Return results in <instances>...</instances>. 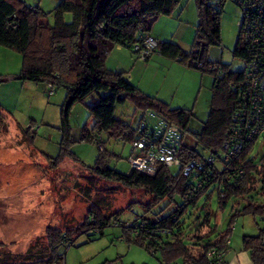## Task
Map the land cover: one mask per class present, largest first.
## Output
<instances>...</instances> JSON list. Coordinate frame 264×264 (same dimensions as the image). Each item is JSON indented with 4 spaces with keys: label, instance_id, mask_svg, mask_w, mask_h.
I'll list each match as a JSON object with an SVG mask.
<instances>
[{
    "label": "trees",
    "instance_id": "obj_1",
    "mask_svg": "<svg viewBox=\"0 0 264 264\" xmlns=\"http://www.w3.org/2000/svg\"><path fill=\"white\" fill-rule=\"evenodd\" d=\"M181 1L60 0L52 10L54 24L51 25L47 19L49 13L27 6L25 0H0V45L22 56L21 70L14 74V79L47 84L51 95L56 87L67 91L60 114V153L54 158L49 157L50 165L57 168L66 159H72L100 179L119 183L129 189H145L150 201L142 203L144 214L152 213V209L164 199L170 198L172 203L178 196L182 200L174 211L167 215L159 213L154 221L145 220L144 215L131 221L139 230L137 234L128 232L125 226L127 222H119L122 210L107 215L98 206L91 205L82 223L66 229L48 226L44 249L34 254L32 251L38 242L32 244L22 258L30 262L23 264H64V256L60 252L63 245H72L75 236L80 233L93 231L97 236L104 235L107 226L118 222L123 224L122 235L127 242L145 247L153 254H160L162 264H210L208 254L211 250L228 253L232 226L239 216H260L264 223V200H261L264 198V154L259 160L251 155L255 146L253 142L229 163L224 161L223 156L233 124L232 116L237 109L236 93L230 83L241 80L245 71H234L230 64L211 62L206 58L208 47L222 44L221 17L228 0H194L198 23L189 52L173 42H159L155 49V53L159 52L169 59L189 62L191 66L212 73L214 81L210 111L200 130L192 131L189 126L194 110L172 108L166 101L145 93L133 84L124 71L107 67L108 56L115 48L126 47L133 53L139 37L150 33L161 16H171ZM245 1L248 0H236L241 8V2ZM67 13L72 15L70 22L65 20ZM82 30L84 37L80 47L78 40ZM241 33L239 28L233 55L244 59L247 68L250 48L243 41ZM199 63L202 65L199 66ZM88 99L92 101L87 106L92 124L82 128L80 140L97 144L98 155L93 165L82 163L70 151L75 139L69 114L74 103H84ZM67 101H70L69 105ZM126 103L134 106L135 114L140 112L135 126L116 116L117 107ZM147 111H154L182 129L184 142L181 154L184 162L210 156L214 158V163H207L203 172L189 177L183 175L182 167L174 169L159 165L156 174L151 176L139 171L127 174L128 171L121 172L111 166V161L121 156L109 150L108 145L112 141L132 145L138 137L137 125L146 120ZM4 127L6 124L0 117V129ZM187 136L192 138L194 145L188 144ZM32 140L33 136L29 138L30 142ZM205 177L207 179L203 185L197 187V179ZM216 189L220 207L225 208L233 200L235 212L228 229L207 240V235L216 231V228H209L210 213L207 210L202 223L190 235L191 240L202 245L200 251L196 252L187 242L180 220L187 214L188 208L196 206L201 198L206 196V201L211 199ZM221 195H224L223 198ZM141 221L146 222L142 228ZM259 230L257 235H244L242 242V250L248 253L253 264H264V227ZM222 263L228 264L225 255ZM102 264L113 263L106 261Z\"/></svg>",
    "mask_w": 264,
    "mask_h": 264
},
{
    "label": "rangeland",
    "instance_id": "obj_2",
    "mask_svg": "<svg viewBox=\"0 0 264 264\" xmlns=\"http://www.w3.org/2000/svg\"><path fill=\"white\" fill-rule=\"evenodd\" d=\"M59 1L25 0L27 6L38 7L49 13L47 19L51 25L54 24L52 10ZM64 17L67 22L72 20L70 13ZM165 18L167 16H163L162 19H158L159 22L157 20L153 24L155 30L166 31L170 35L169 37L173 36L176 41L181 42L184 51L189 52L193 45L198 23L195 1L182 0L172 14V19H168L169 21L165 23ZM241 18L240 4L236 0H228L224 5L221 17L222 44L221 46L208 47L207 60L230 64L234 71H242L246 68V61L233 55L239 37L238 21ZM115 50L116 48L110 54L116 52ZM146 62L139 60L129 48H124L122 51L114 53L111 58L109 57L106 64L112 70L124 71L126 77L133 84L148 91L145 93H159V96L162 97L161 100L164 99L163 101L169 103L172 108L194 110V117L189 126L192 131L200 130L210 111L214 81L212 73L191 66L189 62L177 60L172 65L158 61L155 62L154 67H139ZM120 63L121 66H118ZM20 67H22V56L18 52L0 45V117L6 124V127L0 129V175L2 176L0 177V194L10 193L11 195L16 192L18 195L20 192L18 189L25 187L22 190H26V192L20 193L30 196L31 199L36 198L34 201L37 200L40 203L39 214L48 212L49 218L46 219L43 226H35V221H31L32 227L34 226L32 236L29 233H18L13 241L0 240V264L30 262V260L22 258L27 255L30 246L36 242L38 245L32 253H40L44 249L46 245L45 231L48 226L66 229L82 223L91 205L98 206L107 215L122 210L119 222L125 223L134 222L142 215L145 220L154 221L159 213L167 215L182 203L178 196L172 203H170V198H167L157 204L152 209V213L145 212L144 214L142 203L150 201V195L145 189H129L119 183L100 179L92 175L82 164L72 159H66L62 163V169L52 170L44 164L41 165L42 176L14 179L15 173H21L22 165L35 160L38 163H41L40 160L48 161L49 157L54 158L60 153V139H62L60 129L62 117L60 114L67 97V91L62 87H56L51 95L47 84L14 79L13 75L21 70ZM8 75H11L12 79L3 81ZM91 102L88 99L84 103H74L69 114L70 127H72V135L75 139L70 151L86 165H93L98 155L97 144L80 140L82 128L86 124H92L87 107ZM134 111V106L131 103H126L117 107L116 116L135 126L140 112L135 114ZM148 121L150 126L154 127L157 119L149 117ZM23 128L28 131H24ZM31 128H33V132ZM32 136L33 140L30 142L29 138ZM187 142L191 146L194 145L192 138L188 136ZM131 147L130 144L112 141L108 145L109 150L120 154L121 158L111 161V166L121 172L129 171L128 157ZM263 154L264 138L261 137L255 143L251 155L259 160ZM217 194L218 189L213 192L208 201H206V196L201 198L196 206L188 208L187 214L180 220V226L185 233L187 242L196 252L200 251L202 245L191 240L190 235L202 223L207 210L210 213L209 228H216V231L207 235L205 238L207 240L214 239L219 232L227 230L230 218L235 212L232 206L233 200L229 201L225 208H222ZM20 195L18 199L14 198L13 202L10 201L12 205L16 206L13 203L19 202V200L25 201V199H20L22 197ZM10 202L0 200V227L2 223H7L10 220V216L7 215ZM131 203L133 204L130 206ZM22 209L25 211V208ZM60 212H66L67 217H58ZM15 218L14 216L11 220L13 221ZM18 220L20 219L18 218ZM58 222L59 224H57ZM119 222L107 226L104 235L97 236L93 231L80 233L75 236L72 245H63L60 252L64 256V264H102L106 261H111L113 264H162L160 254H153L145 247L127 242L122 235L123 224ZM31 224L28 223L27 226V223H19L18 227L31 228ZM263 227L264 223L260 216H239L232 226L231 256L242 249L244 235H257L259 229Z\"/></svg>",
    "mask_w": 264,
    "mask_h": 264
},
{
    "label": "built area",
    "instance_id": "obj_3",
    "mask_svg": "<svg viewBox=\"0 0 264 264\" xmlns=\"http://www.w3.org/2000/svg\"><path fill=\"white\" fill-rule=\"evenodd\" d=\"M241 5L243 16L238 24L243 41L250 48V58L247 68L243 70V78L230 83L231 89L236 93L237 109L232 116L229 139L224 145L223 156L226 163L242 153L248 144H255L261 137L264 138V0H248L241 2ZM139 38L132 51L139 60L146 61L155 53L159 41L150 33ZM145 116L146 120L137 125L138 137L130 148L128 162L131 172L139 171L152 176L156 174L159 165H166L172 168L182 167L183 175L189 177L203 172L207 163H214V158L210 156L184 162L181 154L184 142L182 129L154 111L145 112ZM149 117L157 119L154 127L150 126ZM31 129L33 132V128ZM206 179L207 177L197 179L196 186L201 187ZM145 223L141 221L140 227H144ZM125 226L130 233L137 234L139 231L134 223L127 222ZM227 244H230V239ZM226 253L211 250L208 254L210 264H223L222 257Z\"/></svg>",
    "mask_w": 264,
    "mask_h": 264
},
{
    "label": "crops",
    "instance_id": "obj_4",
    "mask_svg": "<svg viewBox=\"0 0 264 264\" xmlns=\"http://www.w3.org/2000/svg\"><path fill=\"white\" fill-rule=\"evenodd\" d=\"M171 17H172V15L171 16H167V18H165L166 19L165 20V23H166V21H169L168 19H172ZM162 18H163V16H161L159 18V20L162 19ZM159 20H158V22H159ZM152 28H153V30L150 31V33L159 42H173V43L178 44L181 47V49H182L181 42L180 41H176L173 36L172 37H169L170 35H168L166 33V31H161V30L158 31V30H155V26L152 27ZM124 48H126V47L118 46L116 48V50H115L116 52H113L112 54H110L109 57L111 58V56L114 55V53H118V52L122 51V49H124ZM158 61H160L163 64H169V65H172L175 62V60L169 59V58L161 55L159 52H156L146 63L140 65L139 67H143V68H148L150 66H153L154 67L155 62H158ZM119 62H121V61H119ZM118 66H121V63ZM7 77H8V79H6L7 81H9L10 79H12V76L11 75H8ZM141 90H143L144 92H148L147 90H144V89H141ZM150 94H153L156 97H160L159 96V93H150ZM160 99H162V97H160ZM8 146H10V145H8ZM40 162L41 163H38L35 160L32 163L22 165L20 167L21 168V173H15V176L16 177L14 176V179L20 178V177H27L28 178L30 176H40L43 173L42 169H40L41 168V165H43V164L48 169H52V170L62 169L63 168V164L62 163H61L60 166H57V168H53L52 165H50L51 162L49 160L48 161H44V160L41 161L40 160ZM35 165H36V167H35ZM0 177H2V176L0 175ZM16 186H18V185H16ZM22 189H25V187H21V189L19 188L18 190L20 192H22L23 191ZM20 192H19L18 195L16 194V192L11 193V195H10V193L9 194H3V195L0 194V200H8L9 202L12 201V200L14 201V198H16V199L19 198V195L21 194ZM23 192L25 193L26 190L23 191ZM22 194L20 195V196H22L20 199H25V201H20L19 200V202L18 201L14 202L13 204H15L16 206L12 205V202L13 201L8 204L9 205V207H8L9 208V214H7V215L10 216V220L7 223H2V225L0 227V240H2V241H11V240L13 241L18 236V233L19 234H27V233H29V235L32 236V234L34 233V230H33L34 229V226L32 227L31 221H35V224H34L35 226L36 225L37 226L38 225L43 226V224L45 223L46 219L49 218V214H47L48 212L45 213V214H39L40 211L38 209L40 208L39 207L40 203H38L37 200L34 201V199H36V198H32L31 199L30 196H26V195H22ZM28 198H29V200H28ZM45 205L47 206V204H45ZM22 208H25V211H23ZM14 216L16 217L15 218L16 220L14 219L12 221L11 219ZM58 217H67L66 216V212H60L58 214ZM18 218L20 220H18ZM28 218H30V219H28ZM27 220H28V222H27ZM40 221H41V223H40ZM19 223H27V226H28V223H29V224H31V226H30L31 228L18 227ZM57 224H59V222ZM7 234H11V235H7ZM231 252H232V247L230 245V248L228 250V253H227V255H225V258L227 259L228 264H253V262H252L250 256L248 255V253L245 252V251H243L242 249H240L239 251H237L236 253H234L232 256H231Z\"/></svg>",
    "mask_w": 264,
    "mask_h": 264
},
{
    "label": "water",
    "instance_id": "obj_5",
    "mask_svg": "<svg viewBox=\"0 0 264 264\" xmlns=\"http://www.w3.org/2000/svg\"><path fill=\"white\" fill-rule=\"evenodd\" d=\"M83 37H84V31L82 30L81 33H80V38L78 40L80 47H82ZM6 79H8V78L3 79V81H6ZM70 101H71V99H70ZM70 101H67L68 102L67 105L70 104Z\"/></svg>",
    "mask_w": 264,
    "mask_h": 264
},
{
    "label": "clouds",
    "instance_id": "obj_6",
    "mask_svg": "<svg viewBox=\"0 0 264 264\" xmlns=\"http://www.w3.org/2000/svg\"><path fill=\"white\" fill-rule=\"evenodd\" d=\"M131 173V171L129 170L127 174Z\"/></svg>",
    "mask_w": 264,
    "mask_h": 264
}]
</instances>
